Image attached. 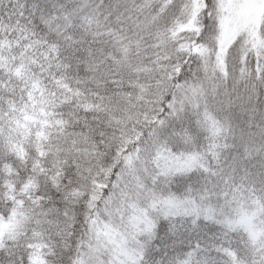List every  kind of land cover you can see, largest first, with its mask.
I'll return each mask as SVG.
<instances>
[{"label": "trees", "instance_id": "trees-1", "mask_svg": "<svg viewBox=\"0 0 264 264\" xmlns=\"http://www.w3.org/2000/svg\"><path fill=\"white\" fill-rule=\"evenodd\" d=\"M164 1L0 0V264H77L124 156L153 145L193 162L150 164L139 192L157 205L122 264H264V44L234 41L217 93L171 113L210 0L178 50L153 45Z\"/></svg>", "mask_w": 264, "mask_h": 264}, {"label": "rangeland", "instance_id": "rangeland-1", "mask_svg": "<svg viewBox=\"0 0 264 264\" xmlns=\"http://www.w3.org/2000/svg\"><path fill=\"white\" fill-rule=\"evenodd\" d=\"M201 1L165 0L158 14L165 13L158 16V22L171 12H174L173 21L171 26L166 27L165 36L157 32L153 45L157 43L159 48L164 46L166 49L170 46L171 50L172 43L176 42V50L185 48L188 44L187 35H193L199 29L197 14L202 6ZM209 6L208 24L211 31L207 41L199 44L196 49L201 57L200 63L193 76L173 91L168 104V111L171 113L188 104H205L211 92L217 93L219 79L227 77L229 69L226 68V53L234 41L241 42V47L248 45L260 48L264 44V0H210ZM156 20L157 16L152 18V21ZM152 51L151 46L150 52ZM165 54L160 57L164 58ZM159 67L161 65L149 63L144 75ZM231 74H235L234 71ZM236 74H240V71ZM158 83L162 84L161 81ZM158 153V148L153 145L151 151L134 148L124 156L114 191L89 221L90 236L85 241L86 251L77 264H122L126 263L127 258L134 256L135 239L132 234L138 230H148L150 219L146 209L157 205H153L154 200L149 190L143 195L139 192L145 175L146 178L148 176L147 169L150 164L151 172L156 173L164 167L184 168L193 162L192 157L166 155L167 152L156 158ZM155 158L157 161H154ZM126 182H129V185H126ZM239 221L246 223L242 219ZM10 227L11 223H2L0 234Z\"/></svg>", "mask_w": 264, "mask_h": 264}]
</instances>
